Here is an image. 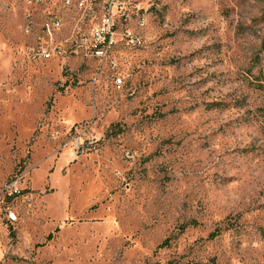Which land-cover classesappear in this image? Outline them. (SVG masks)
<instances>
[{
	"label": "rangeland",
	"instance_id": "obj_1",
	"mask_svg": "<svg viewBox=\"0 0 264 264\" xmlns=\"http://www.w3.org/2000/svg\"><path fill=\"white\" fill-rule=\"evenodd\" d=\"M169 263L264 264V0H0V264Z\"/></svg>",
	"mask_w": 264,
	"mask_h": 264
},
{
	"label": "built area",
	"instance_id": "obj_2",
	"mask_svg": "<svg viewBox=\"0 0 264 264\" xmlns=\"http://www.w3.org/2000/svg\"><path fill=\"white\" fill-rule=\"evenodd\" d=\"M49 25V24H48ZM61 25V20L56 18L55 20L52 21V26L53 27H58ZM111 33H112V25L110 27H102L101 31H99L97 33V40L96 42L98 43L99 48L104 47L105 44H109L111 43ZM57 52H61V50H59V47H57L56 45H47L45 47H43L42 49V56L45 58H51L52 56L56 55ZM98 54H103V50L102 49H98L97 50ZM122 81V78H118L117 82L120 84ZM6 218L9 222H15L17 215L16 213L9 211L6 214Z\"/></svg>",
	"mask_w": 264,
	"mask_h": 264
},
{
	"label": "trees",
	"instance_id": "obj_3",
	"mask_svg": "<svg viewBox=\"0 0 264 264\" xmlns=\"http://www.w3.org/2000/svg\"><path fill=\"white\" fill-rule=\"evenodd\" d=\"M218 235H219V231L216 229V230H214L213 232L210 233L209 237H210V238H213V237H216V236H218ZM48 236H49V238L52 237L51 234H49ZM167 244H168V240H165V241L162 242L159 246H165V245H167ZM169 264H172V263H169Z\"/></svg>",
	"mask_w": 264,
	"mask_h": 264
},
{
	"label": "bare ground",
	"instance_id": "obj_4",
	"mask_svg": "<svg viewBox=\"0 0 264 264\" xmlns=\"http://www.w3.org/2000/svg\"><path fill=\"white\" fill-rule=\"evenodd\" d=\"M62 2V1H61ZM78 8V7H77Z\"/></svg>",
	"mask_w": 264,
	"mask_h": 264
}]
</instances>
